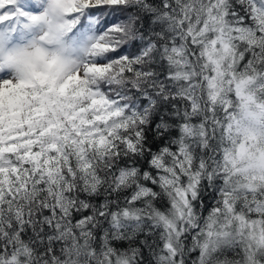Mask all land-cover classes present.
<instances>
[{"label": "snow or ice", "instance_id": "obj_1", "mask_svg": "<svg viewBox=\"0 0 264 264\" xmlns=\"http://www.w3.org/2000/svg\"><path fill=\"white\" fill-rule=\"evenodd\" d=\"M0 264H264V0H0Z\"/></svg>", "mask_w": 264, "mask_h": 264}]
</instances>
